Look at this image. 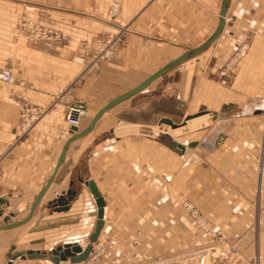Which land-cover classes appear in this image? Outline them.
Wrapping results in <instances>:
<instances>
[{
    "label": "crops",
    "instance_id": "1",
    "mask_svg": "<svg viewBox=\"0 0 264 264\" xmlns=\"http://www.w3.org/2000/svg\"><path fill=\"white\" fill-rule=\"evenodd\" d=\"M111 1L0 0V66L10 63L14 76L10 86L0 82V198H6L2 216L9 222L26 218L52 174L70 137L58 138L68 106L83 105L77 127L84 129L108 101L202 44L218 24L223 0H114L119 12L109 24ZM23 19L59 29L68 43L43 48L27 42L18 34ZM118 29H124L118 56L56 98L87 61L80 42ZM239 46L245 52L225 76V63ZM189 59L112 106L70 142L31 217L0 229V264H55L47 257H12L87 239L96 220L87 180L103 198V228L110 226L142 261L171 259L173 190L186 189L213 227L234 238L240 254L234 264H249L256 255L264 264V0H229L219 36ZM9 92L41 109L26 131L18 127ZM181 112L180 125L194 120L189 139L157 133V124L179 126L173 116ZM67 190L74 195L66 210L49 205ZM67 263L73 264H58Z\"/></svg>",
    "mask_w": 264,
    "mask_h": 264
},
{
    "label": "rangeland",
    "instance_id": "2",
    "mask_svg": "<svg viewBox=\"0 0 264 264\" xmlns=\"http://www.w3.org/2000/svg\"><path fill=\"white\" fill-rule=\"evenodd\" d=\"M112 2L118 3L113 0L109 3V7ZM108 10L106 13V19L108 23L111 24L118 15L119 7L117 14L113 17L109 16ZM18 29L19 36L24 37V39L29 43L39 44L43 48H50L54 44L63 46L68 43L67 37L59 29L49 24H42L36 21L23 19L19 22ZM118 31L119 29L102 37H95L80 42V55L81 57H86L87 61L80 73L73 78L72 82L68 84V86H66L65 89H63L61 93L56 96V98L64 96L65 93L69 94L68 92L80 76L92 72L100 63L112 61L118 56V49L121 44L118 43L113 46L112 43V49H115L109 53V58L97 62L90 71H84L85 66L89 65V63H93V56L99 53L101 49L104 51L110 50L109 47H111V42L108 43L106 40L110 37L114 38ZM244 52V46H239L233 52L223 68L222 72L225 76H230L231 68L234 66L236 61L243 56ZM0 67H7L12 72V66L10 63ZM1 81L2 80H0V82ZM3 82L4 81L1 83L5 84ZM13 83L14 81L12 83H6L5 85L10 86ZM2 84H0V88L2 87ZM9 94L10 97H13V93L9 92ZM56 98H54V100H56ZM12 102L17 107L18 127L20 130L26 131L41 116V109L35 105H31L22 98L19 99L13 97ZM2 110L3 107L0 103V111ZM182 113L183 112H181L178 116H173V121L179 126L174 129H170L168 126L157 124V133L161 134V131H167L171 134L172 138H176L179 141L189 139L191 133H193L196 128L190 126L188 123L186 125H180L183 122ZM211 123L212 119L209 117L206 121V125H208L207 128H210L209 125ZM174 201L172 253L171 259L167 262L142 261L139 256L140 254L137 251L133 248H125L119 242V239H117L115 235H112L110 226H106L105 228H102L104 230L100 232L97 240L92 244V250L87 259L73 264H234V262L240 261V254L236 242L233 241L234 238L228 237L222 230L213 227L209 217L200 211V209L196 206L195 200L191 196L189 190H173V202ZM87 239L81 242V247L82 244L85 245ZM230 246H235V253L231 252ZM201 258H203L202 262L200 261ZM249 264H260L259 256L256 255L254 260L249 262Z\"/></svg>",
    "mask_w": 264,
    "mask_h": 264
},
{
    "label": "water",
    "instance_id": "3",
    "mask_svg": "<svg viewBox=\"0 0 264 264\" xmlns=\"http://www.w3.org/2000/svg\"><path fill=\"white\" fill-rule=\"evenodd\" d=\"M229 0H223L221 4V9L219 12V19L218 24L214 30V32L200 45L190 48L186 50L185 52L179 54L166 64H164L162 67L157 69L155 72H153L150 76H148L145 80H143L140 84L133 87L132 89L128 90L127 92L111 99L108 101L105 105H103L90 119V122L88 125L82 129L78 130L77 126H71L70 127V137L64 142L63 147L61 149L59 158L57 160L56 166L52 172V174L49 176V178L46 180L44 186L40 189L38 195L36 196L33 204L31 205L30 211L26 218L23 221L28 220L31 217V214L39 202V199L44 194V192L47 190L51 182L53 181L54 175L60 166L62 159L65 155L66 149L71 141L74 139L81 137L85 134H87L91 129L93 128L94 124L98 120V118L105 113L108 109H110L112 106L116 105L117 103H120L133 95L137 94L138 92L142 91L151 81L156 79L157 77L161 76L162 74L166 73L167 71L173 69L176 67L179 63H181L184 60H187L191 57H194L198 53L204 51L220 34L223 24H224V15L227 9V4ZM171 145L175 148L184 149L185 146L180 144L179 142L172 140ZM194 143H189L188 146H193ZM84 185L87 186L91 192V194L94 197V202L96 205V220L93 227L92 232L89 234L87 242L83 247H81L80 244L74 243V244H65L63 246L57 247L56 250L53 251H47V252H40L38 250H26L24 253H18L15 254L12 259H15L16 257L25 258L26 256L32 257V258H48L51 262L58 264L60 261L68 259L71 263H78L82 262L87 259L89 253L92 250V244L97 240L103 225H104V201L101 197L95 183L92 180H87L84 182ZM74 195L73 190H67L64 194H59L53 201L49 202L50 206L55 207L54 209L58 211L66 210L68 208V204L70 200L72 199ZM4 202H6L5 197L0 198V216L3 215V207ZM7 203V202H6ZM9 215L2 216V224H0V229H6L10 226H14L17 224H20L23 221H17V222H9ZM11 260L7 264H10Z\"/></svg>",
    "mask_w": 264,
    "mask_h": 264
},
{
    "label": "built area",
    "instance_id": "4",
    "mask_svg": "<svg viewBox=\"0 0 264 264\" xmlns=\"http://www.w3.org/2000/svg\"><path fill=\"white\" fill-rule=\"evenodd\" d=\"M118 7H119L118 3H116V2L111 3L109 10H108L110 17H113L114 15L117 14ZM123 37H124V29H119V31L117 32V34L115 35L114 38L110 37L106 41L108 43L111 42L110 46L112 45V43H113V46H115L118 43L119 44L122 43ZM98 43H97V45H98ZM109 48H110V50L104 51L103 49H101L99 53L95 54L93 56V59H92L93 63L92 64L89 63V65H86L84 68V71L85 72L90 71L94 67V65H96L97 62H100L101 60L106 59V58L108 59L109 53L115 49V48L112 49V46ZM0 80L4 81L6 83H12L14 81L12 72L9 68H7V67L1 68L0 67ZM68 89H70V88H68ZM83 115H84L83 105L80 104L77 107L72 106V105L68 106L66 114H65L66 127L64 129H62L61 132L59 133V135H58L59 139H62L66 135L70 134V127L71 126H78L80 119ZM83 246L84 245L82 244V247ZM230 250L232 253H235L236 252L235 246H230ZM200 261L202 262L203 258H201Z\"/></svg>",
    "mask_w": 264,
    "mask_h": 264
},
{
    "label": "bare ground",
    "instance_id": "5",
    "mask_svg": "<svg viewBox=\"0 0 264 264\" xmlns=\"http://www.w3.org/2000/svg\"><path fill=\"white\" fill-rule=\"evenodd\" d=\"M194 121V120H193ZM193 121H190L188 124H190V126H194L195 124L193 123ZM192 122V123H191ZM175 132V131H174Z\"/></svg>",
    "mask_w": 264,
    "mask_h": 264
}]
</instances>
